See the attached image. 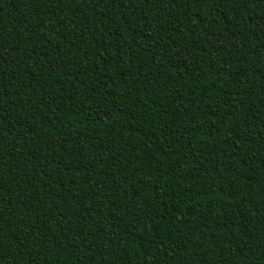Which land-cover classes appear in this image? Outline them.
Returning <instances> with one entry per match:
<instances>
[{
    "label": "trees",
    "instance_id": "obj_1",
    "mask_svg": "<svg viewBox=\"0 0 264 264\" xmlns=\"http://www.w3.org/2000/svg\"><path fill=\"white\" fill-rule=\"evenodd\" d=\"M0 264H264V0H0Z\"/></svg>",
    "mask_w": 264,
    "mask_h": 264
}]
</instances>
